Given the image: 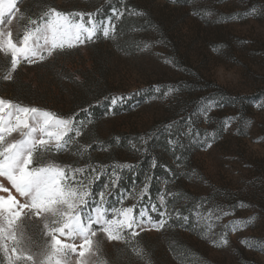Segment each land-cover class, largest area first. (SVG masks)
<instances>
[{
  "label": "rangeland",
  "instance_id": "obj_1",
  "mask_svg": "<svg viewBox=\"0 0 264 264\" xmlns=\"http://www.w3.org/2000/svg\"><path fill=\"white\" fill-rule=\"evenodd\" d=\"M17 4L24 18H13L14 41L36 26L29 18L40 23L49 8L85 13V20L92 13L98 21L112 17L113 8L123 13L113 17L110 38L100 32L94 42L22 61L11 80L3 79L11 56L0 52V99L72 117L80 127L81 135L69 133L74 141L49 159L85 169L77 179L95 194L86 212L105 192L108 218L121 206H134L137 220L169 214L160 230L146 223L135 238L125 230L127 241L99 233L106 264H264V0ZM113 97L122 99L113 106ZM24 224L42 244V221ZM221 237L228 242L218 247Z\"/></svg>",
  "mask_w": 264,
  "mask_h": 264
},
{
  "label": "snow or ice",
  "instance_id": "obj_2",
  "mask_svg": "<svg viewBox=\"0 0 264 264\" xmlns=\"http://www.w3.org/2000/svg\"><path fill=\"white\" fill-rule=\"evenodd\" d=\"M256 11L252 9L250 14ZM18 14L24 18L17 0H0V52L11 56L4 80L12 79V73L22 61L35 63L44 59L45 52L51 56L57 50L94 42L100 32L105 39L110 38L117 27L113 17L119 21L123 15L113 8L112 17L107 21H98L92 13L85 20V13H64L49 8L41 15L40 23L29 18V25L36 26L25 28L22 38L14 41L11 25ZM129 14L144 15L134 9H129ZM121 99L113 97L111 104L115 106ZM108 111L111 113V108ZM202 111L206 113L207 109ZM71 132L76 137L81 135L72 117L60 118L49 111L0 99V178L18 194L14 195L0 181V192L7 193L0 195V264H106L101 258L99 233L109 242L127 241L125 230H130L128 235L135 238L139 235L137 229L144 230L146 223L156 230L165 227L164 217L169 215L166 211L160 213L159 222H152L150 217L147 221L137 220L133 215L134 206H121L112 208V218H108V210L103 207L108 195L105 192L99 193L100 201L91 212L85 211L89 199L95 195L90 182L77 179V174L82 175L85 169L66 168L49 159L53 151L59 152L74 141L69 136ZM96 171L92 169L93 173ZM147 189L145 183L140 194H147ZM160 200L163 206L164 194ZM120 203L123 205V198ZM144 215L140 213L141 217ZM33 217L42 221L45 237L42 244L26 231L24 221ZM255 219L253 216L243 223L247 226ZM95 225H99L98 230ZM207 231H211L210 226ZM227 242L221 237L216 246ZM134 251L143 258L142 249L137 247Z\"/></svg>",
  "mask_w": 264,
  "mask_h": 264
}]
</instances>
